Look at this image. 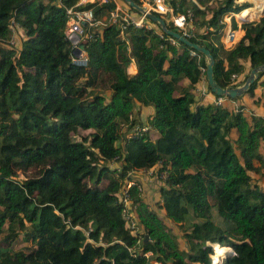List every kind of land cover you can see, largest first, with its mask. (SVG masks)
<instances>
[{
	"label": "trees",
	"instance_id": "16d2710c",
	"mask_svg": "<svg viewBox=\"0 0 264 264\" xmlns=\"http://www.w3.org/2000/svg\"><path fill=\"white\" fill-rule=\"evenodd\" d=\"M208 1L196 0L202 9L191 0L168 3L207 29L187 39L211 54L215 83L234 87L264 66V11L241 22L264 0H250L255 12L244 2ZM75 2L0 0V264H210L211 245L231 249L215 264H264V116L250 112L264 108V71L241 96H216L203 56L171 43L147 18L148 28L128 26L121 38L120 20L109 18L113 0L77 7L103 22L83 26L91 38L80 42L85 66H78L64 29V10ZM240 9L243 34L225 48L218 19ZM200 81L219 103L197 95ZM140 108L149 110L144 118ZM141 124L151 130L135 134ZM151 168L165 173L154 176L158 199H143L145 186L127 188L130 229L121 190L128 172ZM212 204L219 220L211 219ZM188 216L178 243L169 223Z\"/></svg>",
	"mask_w": 264,
	"mask_h": 264
},
{
	"label": "built area",
	"instance_id": "2783aa9c",
	"mask_svg": "<svg viewBox=\"0 0 264 264\" xmlns=\"http://www.w3.org/2000/svg\"><path fill=\"white\" fill-rule=\"evenodd\" d=\"M106 1L108 0H76V2L72 7H67L64 10V14L66 17L64 29H65V34L67 35L70 43V49L74 51L79 50V57L72 56L71 61L78 66H85V58L83 56V49L80 48V44H81L80 42L84 38L86 39L91 38V34L86 33L85 32L86 30L83 28V26L85 25L87 27L95 29L103 25V22L94 19L90 8L84 9L77 7L82 6L86 3H95V2L104 3ZM191 1L197 4L196 0H191ZM241 1H244L247 6L251 4L250 5L251 8L254 7L253 2H250L249 0H241ZM140 2H141L140 5H144L148 11L156 15L166 16L168 20L172 23V25L177 28L178 32H180V34H182L186 38L192 37L195 32H207L206 28L205 29L201 28L200 30H197L195 27H193L190 24L191 13L189 10H186L185 13L174 12L173 8L168 3V0H150V3L148 2V0H140ZM197 6L200 9H202V6H200L199 4H197ZM259 10L260 9L257 10L255 17L258 14ZM240 11L241 9L238 10L237 12H227L218 19V24L221 25L219 31L221 32L220 41L225 48L230 47L240 38V36L238 38L236 37L237 27L235 29L231 27V20L237 22L235 16ZM252 11L255 12L254 8ZM109 18L111 20H115L116 18L120 20L119 35L121 38H125L124 32L128 26H132L136 28H141L145 26L148 28V25H144L145 17L143 15L139 14V16L134 17L131 14L121 10V8L117 6V4L114 10L109 13ZM16 26L17 24L15 20L13 19V17H11L8 21V27L11 31V35L7 40L8 43L10 44H12V42L14 41ZM167 39L171 43H173V38L168 36ZM191 54L193 55L194 53L192 52ZM232 77H234V75H232ZM219 102L220 99H217L215 101V103H219ZM263 125H264V120H263ZM150 130L151 128L148 125H144V124H141L140 126L135 125L132 129V131L138 135L143 133L145 134ZM137 172L145 173L149 177L156 176V178L159 180H163V178L165 177V173L163 171H160L158 172L157 175H155L153 168L147 170H138ZM128 176L130 177V179L126 181L125 187L121 190V197H122L121 203L124 205L122 209V215L124 219L127 221L128 227L130 229H134L136 228V224H134L133 220L130 219V211L128 208L129 198L127 196V188L129 186H135L136 189L140 192L141 186L137 181L134 180L136 177L135 171L128 172ZM210 258H211L210 264H214L217 261V259L213 258L212 256Z\"/></svg>",
	"mask_w": 264,
	"mask_h": 264
},
{
	"label": "water",
	"instance_id": "95a60500",
	"mask_svg": "<svg viewBox=\"0 0 264 264\" xmlns=\"http://www.w3.org/2000/svg\"><path fill=\"white\" fill-rule=\"evenodd\" d=\"M120 1L122 3H124L128 8H130L134 12H136L137 14H141L145 18L150 20L165 35L173 38L174 40H177L178 42H180L181 44H183L187 48H190V49L194 50L195 52L201 54L204 58V61H205V69H204L205 82H206L210 92L216 96L236 98V97L242 95L245 91H247L249 85L257 77V74L259 72L264 71L263 65L255 66L249 70L245 80L241 84L234 86V87L222 88L215 83V81L212 77L213 58H212L211 54L209 53V51L203 45L191 42L185 36L178 33L177 31L167 28L164 20L162 18H160L158 15L148 11L144 5L137 4L133 0H120ZM263 11H264V4L262 6V9L259 10L257 15L261 14ZM76 52H79V50H76ZM146 239H147V236L145 235L143 237V242H145Z\"/></svg>",
	"mask_w": 264,
	"mask_h": 264
},
{
	"label": "rangeland",
	"instance_id": "374dc122",
	"mask_svg": "<svg viewBox=\"0 0 264 264\" xmlns=\"http://www.w3.org/2000/svg\"><path fill=\"white\" fill-rule=\"evenodd\" d=\"M113 1H115L116 2V4L118 5V6H120V3H119V0H113ZM214 1H216V0H212V1H208V4L209 3H211V6L212 5H214ZM236 1V2H235ZM233 0V2L234 3H237V4H240V3H242V2H244V1H241V0ZM250 1V0H249ZM148 2L150 3V0H148ZM240 2V3H239ZM245 3V2H244ZM251 5V4H250ZM249 5V6H250ZM245 6H247L246 5V3H245ZM244 6V7H245ZM260 15V14H259ZM259 15H256V17H254V18H252V19H247V20H241V22H252V21H256L257 19H258V17H259ZM209 15L207 14L206 15V17H208ZM237 20V19H236ZM235 22V21H234ZM241 22H236V27H237V32H238V35H236V37L238 38L240 35H242V32H243V29H241L240 27H239V25H240V23ZM239 23V24H238ZM126 69H127V67H126ZM153 176V175H152ZM152 179H153V185H151V186H148L147 187V190H145V191H143V194H144V196H141L143 199H145L147 202H150V203H152L153 201H155L156 199H158V193H156V192H154V189H155V184H156V182L154 181L155 180V178L154 177H152ZM102 182V184H104L106 181L105 180H103V181H101ZM141 189H142V187H141ZM146 191H150L149 193H146ZM158 214H160V212L158 211ZM210 215H211V219L214 221V220H219L221 217H223V212H222V210L220 209V207L218 206V205H215V204H212L211 205V207H210ZM191 222H192V219L188 216L187 217V221L186 222H184L183 224H171V223H169V226H170V228H171V233L173 234V236H175V239H176V242H178V243H182L183 242V235L182 234H180V232H181V228H183V227H185V228H187V225L188 224H191ZM217 247H219V246H217ZM212 248V254L210 255V257L212 256L213 258H214V256H213V254H214V250H213V246L211 247ZM215 248V247H214ZM227 248V247H226ZM227 252H228V249L226 250ZM215 254L217 255V260L219 259V255H222L224 252L221 250V247H219V248H216V250H215ZM147 258L146 259H148V256H149V254H144ZM149 261V263H151L152 261L150 260V258L148 259ZM168 264V263H167Z\"/></svg>",
	"mask_w": 264,
	"mask_h": 264
},
{
	"label": "crops",
	"instance_id": "0c3cea01",
	"mask_svg": "<svg viewBox=\"0 0 264 264\" xmlns=\"http://www.w3.org/2000/svg\"><path fill=\"white\" fill-rule=\"evenodd\" d=\"M254 5V4H253ZM118 6V5H117ZM118 7H120V6H118ZM122 10V9H121ZM242 34H243V32H242ZM236 35H237V32H236ZM240 37H241V35H240ZM126 71H127V73L128 74H134L135 72H136V68H135V66H134V63H133V61L132 60H130V62L128 63V65H127V69H126ZM196 88H197V95L198 96H200L201 94L203 95V97H204V100H206V101H208V102H215L216 100L214 99V97L210 94V93H208L207 91H206V89H205V86H204V83H203V81H200L198 84H197V86H196ZM241 96V95H240ZM244 100H245V98H242L241 99V101L242 102H244ZM224 101H226V100H224ZM238 102H240V100H236V101H234V102H229V101H226V104L228 105H230V104H233V105H237V103ZM247 103V105H248V102H246ZM245 104V103H244ZM246 106V105H245ZM249 106V105H248ZM248 108V107H247ZM254 108V109H253ZM252 109V111H250L251 113H253V114H255V115H259V116H264V108H260V107H253ZM149 112V110L148 109H146V108H140L139 109V111H138V114H139V116H140V118H144L145 116H146V114ZM133 116V115H132ZM135 175H136V179L138 180H136L139 184H140V186L143 188L144 186L146 187V189L145 190H147V187L148 186H151V185H153L154 183H153V179H152V177H149V176H147L145 173H142V172H135ZM155 182H156V184L158 183L156 180H154ZM156 184H155V188H156ZM158 185V184H157ZM154 186V185H153ZM144 190V191H145ZM140 191H142V189L140 190ZM150 191H146V193H149Z\"/></svg>",
	"mask_w": 264,
	"mask_h": 264
},
{
	"label": "clouds",
	"instance_id": "9594fccd",
	"mask_svg": "<svg viewBox=\"0 0 264 264\" xmlns=\"http://www.w3.org/2000/svg\"><path fill=\"white\" fill-rule=\"evenodd\" d=\"M217 246H218V245H217ZM211 247H212V245H211ZM224 247H226V246H224ZM227 249H228V252L226 251V252H225L222 256H220V257L227 256L229 253H231V249H230L229 247H227ZM210 255H211V254H210ZM210 255H209V257H210ZM218 257H219V256H218ZM220 257H219V258H220ZM216 259H217V258H216ZM210 260H211V258H210ZM216 262H217V261H216ZM216 262H215V263H216ZM215 263H214V264H215Z\"/></svg>",
	"mask_w": 264,
	"mask_h": 264
},
{
	"label": "bare ground",
	"instance_id": "6f19581e",
	"mask_svg": "<svg viewBox=\"0 0 264 264\" xmlns=\"http://www.w3.org/2000/svg\"><path fill=\"white\" fill-rule=\"evenodd\" d=\"M216 248H217V247H215V250H216ZM213 250H214V247H213ZM215 250H214V254H213L214 258L217 257V255L215 254V253H216ZM221 250H222L223 252H224V251L226 252L227 248H221ZM225 252H224V253H225ZM224 253H223V254H224ZM223 254H222V255H223ZM222 255H219V256H222Z\"/></svg>",
	"mask_w": 264,
	"mask_h": 264
}]
</instances>
